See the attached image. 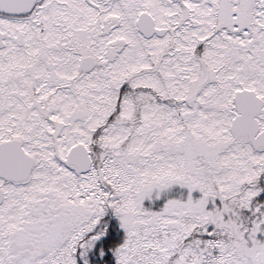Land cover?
<instances>
[{
    "label": "snow or ice",
    "instance_id": "1",
    "mask_svg": "<svg viewBox=\"0 0 264 264\" xmlns=\"http://www.w3.org/2000/svg\"><path fill=\"white\" fill-rule=\"evenodd\" d=\"M0 264H264V0H0Z\"/></svg>",
    "mask_w": 264,
    "mask_h": 264
}]
</instances>
